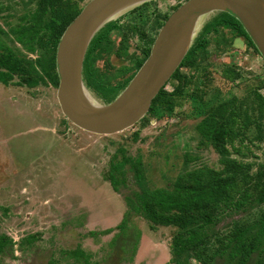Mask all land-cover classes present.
I'll return each instance as SVG.
<instances>
[{
  "label": "rangeland",
  "instance_id": "374dc122",
  "mask_svg": "<svg viewBox=\"0 0 264 264\" xmlns=\"http://www.w3.org/2000/svg\"><path fill=\"white\" fill-rule=\"evenodd\" d=\"M184 1L154 0L139 11L134 23L142 26V36H156L154 19L170 15ZM2 5L10 8L0 10V41L15 51L29 52L10 31L26 6L12 0H0ZM141 14L146 15L144 22ZM133 18L130 14L121 23L133 24ZM125 31L111 32L114 45L124 41L129 53L139 56L141 34ZM223 33L208 35L197 69H180L196 78L202 75L199 69H206L211 83L201 100L187 95L174 102L171 113L158 109L110 135L84 131L68 120L64 124L57 89L51 84L29 89L0 82V233L13 241V252L5 247L0 264H84L83 258L67 254L75 248L88 255L85 264H164L170 259L169 243L176 228L151 230L142 216L129 212L125 199L133 200L139 186L130 180L115 191L106 179L108 163L120 147L129 156H140L150 188L163 187L188 169L222 170L219 155L200 142L196 131L205 107L232 96L250 102L256 99L254 91L264 96L263 60L242 38L227 29ZM128 64V58L113 54L95 62L97 68L112 72ZM229 71L238 76L228 79L224 74ZM172 87L171 82L165 85L167 91ZM255 135L251 127L236 137L228 146L232 157L244 163L264 162V141H256ZM126 176L132 178L131 172ZM242 214L223 218L217 229H226ZM106 229L110 232L102 234Z\"/></svg>",
  "mask_w": 264,
  "mask_h": 264
},
{
  "label": "trees",
  "instance_id": "16d2710c",
  "mask_svg": "<svg viewBox=\"0 0 264 264\" xmlns=\"http://www.w3.org/2000/svg\"><path fill=\"white\" fill-rule=\"evenodd\" d=\"M12 1L23 2L26 11L17 16V22L10 31L35 57H29V52L15 51L0 41V82L4 86H25L29 89L51 84L57 89L56 46L66 26L84 4H81V0ZM152 2L154 0L106 24L87 49L82 69L83 81L104 103L111 102L124 89L150 52L156 36H142V26L134 21H139V11L142 13ZM9 8L10 5L0 6V10ZM130 14L134 15L133 24H122L121 20ZM168 16L154 19L158 31ZM143 17L146 15L141 14L142 22ZM226 29L235 38H242L259 55L242 24L234 16L221 11L213 13L167 82L172 83V90L167 91L165 86L160 89L147 114L154 115L158 109L162 113H171L176 100L187 95L201 100L202 95L207 94L206 88L211 79L204 67L199 69L203 72L198 78L180 69L183 66L197 69L199 53L208 44V35L219 33L224 36ZM114 30L123 31L124 34L125 30L141 34L139 56L129 53L124 41L114 45L110 37ZM219 42L216 40L218 45ZM110 54L119 59L128 58L129 64L119 66L115 72L95 66L99 56L107 58ZM224 76L234 80L238 73L229 71ZM254 92L256 99L250 102L235 96L216 100L205 107L196 124L200 142L210 145L219 155L223 165L220 171L188 169L179 173L173 182L150 188L146 184V170L140 156H129L121 147L111 156L106 172L111 187L119 192L120 187L126 186L130 180L139 186L133 200L125 199L128 211L142 216L151 230L168 226L176 228L169 243L170 259L164 264H264V162L244 163L232 157L228 149L236 137L251 127L256 131L255 140L264 141V96ZM66 121L64 118V124ZM136 137L135 133L132 138ZM128 171L132 178L126 176ZM234 213L243 214L241 218L228 223L225 230L217 229V224L223 218ZM108 232L110 229L102 231V234ZM12 243L10 237L0 233V254H3L5 247L13 252ZM67 254L75 260L83 258V263H87L88 255L80 248L71 249Z\"/></svg>",
  "mask_w": 264,
  "mask_h": 264
},
{
  "label": "water",
  "instance_id": "95a60500",
  "mask_svg": "<svg viewBox=\"0 0 264 264\" xmlns=\"http://www.w3.org/2000/svg\"><path fill=\"white\" fill-rule=\"evenodd\" d=\"M150 1L88 0L61 34L55 53L56 96L65 119L76 127L110 135L140 121L215 12L234 16L264 61V0H185L160 27L148 56L124 89L109 103L97 100L82 75L92 39L109 22Z\"/></svg>",
  "mask_w": 264,
  "mask_h": 264
},
{
  "label": "flooded vegetation",
  "instance_id": "af4514ba",
  "mask_svg": "<svg viewBox=\"0 0 264 264\" xmlns=\"http://www.w3.org/2000/svg\"><path fill=\"white\" fill-rule=\"evenodd\" d=\"M140 52V51H139ZM141 66V65H140Z\"/></svg>",
  "mask_w": 264,
  "mask_h": 264
}]
</instances>
